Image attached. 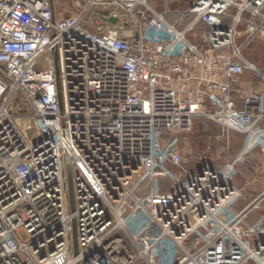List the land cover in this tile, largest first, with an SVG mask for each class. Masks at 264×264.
<instances>
[{
    "label": "built area",
    "instance_id": "2783aa9c",
    "mask_svg": "<svg viewBox=\"0 0 264 264\" xmlns=\"http://www.w3.org/2000/svg\"><path fill=\"white\" fill-rule=\"evenodd\" d=\"M64 4L0 0V264H264V189L235 185L264 156V0ZM199 121L242 146L188 162L170 134Z\"/></svg>",
    "mask_w": 264,
    "mask_h": 264
},
{
    "label": "rangeland",
    "instance_id": "374dc122",
    "mask_svg": "<svg viewBox=\"0 0 264 264\" xmlns=\"http://www.w3.org/2000/svg\"><path fill=\"white\" fill-rule=\"evenodd\" d=\"M61 1L65 3L62 7L64 15L78 14L79 11L76 9L74 10V8L69 5L71 0ZM59 8L60 6L58 4V9ZM96 13L98 14L99 12ZM97 21L99 23V26L102 25L100 16H97ZM95 25L96 26H93V30L97 29V24ZM255 55L260 57L257 62L254 58ZM244 56L264 71V65H262L264 63V40L255 41L254 43H252L244 51ZM21 126L25 131H28L29 124L21 122ZM214 133L215 128L212 124L199 121L196 123L194 131L192 133L186 134L181 132H174L170 134V139L178 142L179 147L185 152L186 160L188 162H193L200 165L209 163L213 166H217L218 164L224 163L226 159H229L233 154H235L240 146V136L236 133H231V143H228L226 141L222 144L215 142ZM28 135L32 137L33 131H28ZM228 153H230L231 155ZM242 202L246 205L248 203L247 197H245ZM262 216L263 215L261 212L257 213L251 218V221L255 223H261L263 221ZM22 236L25 237V234H22ZM137 264L143 263L138 262Z\"/></svg>",
    "mask_w": 264,
    "mask_h": 264
},
{
    "label": "crops",
    "instance_id": "0c3cea01",
    "mask_svg": "<svg viewBox=\"0 0 264 264\" xmlns=\"http://www.w3.org/2000/svg\"><path fill=\"white\" fill-rule=\"evenodd\" d=\"M254 58L257 62L260 57L255 55ZM262 65H264V63ZM235 97L239 101L238 93L235 94ZM242 144L243 140L240 139L239 145L242 146ZM253 159L257 161L255 168H245L241 173H239L235 180V185L237 187L245 189L248 203H250L256 197L260 190L264 189V156L258 154V156L254 157ZM244 205L245 204L241 202L240 207ZM260 212L263 213L262 211ZM260 212H256L253 216Z\"/></svg>",
    "mask_w": 264,
    "mask_h": 264
},
{
    "label": "water",
    "instance_id": "95a60500",
    "mask_svg": "<svg viewBox=\"0 0 264 264\" xmlns=\"http://www.w3.org/2000/svg\"><path fill=\"white\" fill-rule=\"evenodd\" d=\"M109 21L112 24H117V18H110ZM67 163V179H68V188H69V198L71 203L72 211L75 210V197H74V174H73V165L70 155L66 156ZM73 241H74V254L78 255L79 246H78V232H77V224L76 221L73 222Z\"/></svg>",
    "mask_w": 264,
    "mask_h": 264
}]
</instances>
